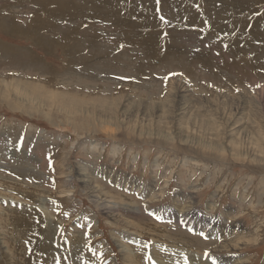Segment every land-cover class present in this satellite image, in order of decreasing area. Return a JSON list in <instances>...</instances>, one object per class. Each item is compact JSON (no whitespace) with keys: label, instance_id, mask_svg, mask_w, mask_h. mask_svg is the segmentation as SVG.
<instances>
[{"label":"rangeland","instance_id":"obj_1","mask_svg":"<svg viewBox=\"0 0 264 264\" xmlns=\"http://www.w3.org/2000/svg\"><path fill=\"white\" fill-rule=\"evenodd\" d=\"M262 99L264 0H0V264H264Z\"/></svg>","mask_w":264,"mask_h":264},{"label":"bare ground","instance_id":"obj_2","mask_svg":"<svg viewBox=\"0 0 264 264\" xmlns=\"http://www.w3.org/2000/svg\"><path fill=\"white\" fill-rule=\"evenodd\" d=\"M125 53V52H124ZM93 69V68H92ZM93 71V70H92ZM171 82H172V79H171ZM33 84V83H32ZM4 85V84H3ZM7 85H9V84H7ZM14 86V85H13ZM28 88H29V90H30V92H31V88H33V86L31 85V86H27ZM23 90H25V88L22 86L21 87ZM20 90V89H19ZM41 88L39 87L38 88V92L39 93H42L41 92ZM23 92V91H22ZM260 96V95H259ZM259 100V99H258ZM248 103V102H247ZM261 103V104H260ZM260 103H258L259 105H262V109L261 110H263L264 111V99H262L261 100V102ZM182 104H184V103H182ZM256 104V103H255ZM257 104V106H259ZM183 106H185V105H183ZM244 106H245V104H244ZM188 107V106H187ZM260 110V109H259ZM179 111H180V109H179ZM260 112V111H259ZM262 112V111H261ZM264 114V113H263ZM263 116V115H262ZM227 121V120H226ZM243 127V126H242ZM244 130V129H243ZM248 130V129H247ZM245 131V130H244ZM100 148H99V146L98 145H95V146H92L91 147V150L93 151V152H98V150H99ZM81 176V179L84 181V182H86V183H90V178L87 176V175H85V174H82V175H80ZM133 186V185H132ZM138 188V187H137ZM161 193V192H160ZM193 200V199H192ZM97 201V200H96ZM103 202H106V201H103ZM193 202V201H192ZM192 206V205H191ZM111 207V206H110ZM186 207H180L179 206V208L177 209V212H176V214L177 215H182V217H187V214L184 212V209H185ZM188 209H189V207H188ZM106 211L105 212H107L108 214L110 213H113V212H115V209H113V208H109V207H107V209H105ZM187 210V209H186ZM39 217V216H38ZM108 217V216H107ZM234 219V218H233ZM233 223V222H232ZM234 224V223H233ZM225 225V224H224ZM226 226V225H225ZM234 226V225H233ZM239 225H237V226H235V227H230L229 226V230H225V231H222L220 234H216L215 232H214V230L212 229V230H210L209 231V233L212 235V237H214V239H218V238H220V237H222V235H224L222 238H224V237H227V235H232V236H234L235 234H239V230L237 229V227H238ZM190 228V227H189ZM194 228V227H193ZM228 228V227H227ZM215 233V234H214ZM239 236V235H238ZM237 237V236H236ZM231 239V238H230ZM221 240V239H220ZM183 243V242H182ZM235 246L236 247H238V244L236 245L235 244ZM177 247V246H176ZM183 247H185V245L183 246ZM230 248V245H229V243L228 244H226L225 245V247L223 248L224 249V251L225 252H227L228 253V249ZM175 250V249H174ZM178 250V249H177ZM176 250V251H177ZM182 250V249H181ZM186 250H187V248H186ZM185 250V253H184V250H183V256L180 258V259H183L184 261L182 262V263H180V264H192V261H193V259L195 258V256H196V254L195 253H193V252H191V251H186ZM173 251V250H172ZM211 252H214L215 253V255H216V251L215 250H210ZM178 252V251H177ZM196 253H197V251H195ZM226 253V254H227ZM195 254V255H194ZM225 254V253H224ZM229 254V253H228ZM178 255V254H177ZM210 258L212 257L210 254H207ZM206 254L205 255H203V258L204 259H206L207 261H209V258H207L206 256H207ZM199 256H200V254H199ZM202 256V255H201ZM224 256V255H223ZM95 257V256H94ZM225 257V256H224ZM223 257V258H224ZM98 258H100V257H98ZM179 258V257H178ZM97 260V256H96V259L95 260H93V261H96ZM100 261V260H99ZM230 261H229V259H223V260H218V261H216V263L215 264H228ZM194 264V263H193ZM199 264V263H198ZM234 264H244V262L243 261H239V262H234Z\"/></svg>","mask_w":264,"mask_h":264}]
</instances>
